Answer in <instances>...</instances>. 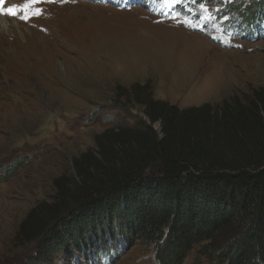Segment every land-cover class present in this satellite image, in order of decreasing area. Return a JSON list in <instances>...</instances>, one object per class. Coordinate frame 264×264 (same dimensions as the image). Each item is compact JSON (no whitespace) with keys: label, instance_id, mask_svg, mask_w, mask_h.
Here are the masks:
<instances>
[{"label":"rangeland","instance_id":"obj_1","mask_svg":"<svg viewBox=\"0 0 264 264\" xmlns=\"http://www.w3.org/2000/svg\"><path fill=\"white\" fill-rule=\"evenodd\" d=\"M253 1L38 0L0 14L8 20L0 26V264L37 262L38 241L21 244L20 226L57 200L55 179L77 181L74 160L98 134L150 126L125 90L149 84L156 101L185 110L264 88V20L241 19ZM153 128L161 137V123ZM202 246L185 264H212ZM127 249L58 253L54 264H114L118 255L115 264H158L153 246Z\"/></svg>","mask_w":264,"mask_h":264},{"label":"trees","instance_id":"obj_2","mask_svg":"<svg viewBox=\"0 0 264 264\" xmlns=\"http://www.w3.org/2000/svg\"><path fill=\"white\" fill-rule=\"evenodd\" d=\"M243 10L244 23L264 20L260 0ZM127 94L150 126L106 129L74 160L77 181L54 180L57 200L34 207L17 233L38 241L33 264L119 242L153 246L158 264H185L197 245L212 264H264V88L185 110L156 101L149 84Z\"/></svg>","mask_w":264,"mask_h":264},{"label":"snow or ice","instance_id":"obj_3","mask_svg":"<svg viewBox=\"0 0 264 264\" xmlns=\"http://www.w3.org/2000/svg\"><path fill=\"white\" fill-rule=\"evenodd\" d=\"M38 0H27V3H25L22 7L19 5L13 6L8 9L3 8V0H0V14H10V15H18L20 12H25L31 9V6L35 3H37ZM18 9V11H17ZM34 15H39L40 11L33 13ZM29 17H25V19H28Z\"/></svg>","mask_w":264,"mask_h":264},{"label":"bare ground","instance_id":"obj_4","mask_svg":"<svg viewBox=\"0 0 264 264\" xmlns=\"http://www.w3.org/2000/svg\"><path fill=\"white\" fill-rule=\"evenodd\" d=\"M9 18V17H8ZM8 20L0 15V26L6 28L8 26ZM20 27V26H19ZM32 33V32H31ZM33 37V36H32Z\"/></svg>","mask_w":264,"mask_h":264}]
</instances>
